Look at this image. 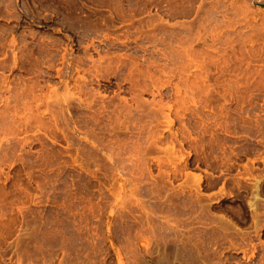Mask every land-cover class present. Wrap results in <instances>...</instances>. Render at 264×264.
Listing matches in <instances>:
<instances>
[{
    "label": "rangeland",
    "instance_id": "obj_1",
    "mask_svg": "<svg viewBox=\"0 0 264 264\" xmlns=\"http://www.w3.org/2000/svg\"><path fill=\"white\" fill-rule=\"evenodd\" d=\"M263 260L264 0H0V264Z\"/></svg>",
    "mask_w": 264,
    "mask_h": 264
},
{
    "label": "bare ground",
    "instance_id": "obj_2",
    "mask_svg": "<svg viewBox=\"0 0 264 264\" xmlns=\"http://www.w3.org/2000/svg\"><path fill=\"white\" fill-rule=\"evenodd\" d=\"M77 59H78V58H77ZM79 60H80V59H79ZM82 61H83V60H82ZM99 61H100V60H99ZM83 62H84V61H83ZM82 64H83V63H82ZM101 64H102V63H101ZM68 68H69V67H68ZM80 69H81V68H80ZM74 70H75V69H74ZM60 71H61V70H60ZM60 71H58V72H60ZM89 71H90V70H89ZM239 233H240V232H239ZM244 236H245V235H244ZM246 237H248V236H246ZM248 238H249V237H248ZM242 239H245V238L242 237ZM245 240H246V239H245ZM253 247H255V246L253 245ZM255 249H256V248H255ZM251 250H252V249H251ZM248 253H249V252H247V250L245 249V257H247V258L249 257V256H248ZM249 254H250V253H249ZM254 256H255V250L252 251V255H251V257L254 258ZM258 264H259V263H258ZM261 264H264V260L261 262Z\"/></svg>",
    "mask_w": 264,
    "mask_h": 264
}]
</instances>
